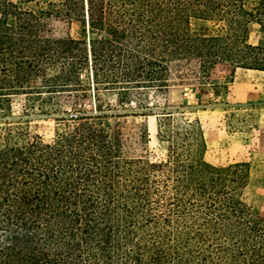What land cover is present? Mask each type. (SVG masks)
I'll return each mask as SVG.
<instances>
[{
    "label": "trees",
    "instance_id": "1",
    "mask_svg": "<svg viewBox=\"0 0 264 264\" xmlns=\"http://www.w3.org/2000/svg\"><path fill=\"white\" fill-rule=\"evenodd\" d=\"M173 66L194 69L198 105L228 94L217 67L264 73V0H0V264H264L248 164L206 162L195 111L165 102ZM260 106L227 104L225 133L258 131ZM135 116L161 158L130 157Z\"/></svg>",
    "mask_w": 264,
    "mask_h": 264
},
{
    "label": "rangeland",
    "instance_id": "2",
    "mask_svg": "<svg viewBox=\"0 0 264 264\" xmlns=\"http://www.w3.org/2000/svg\"><path fill=\"white\" fill-rule=\"evenodd\" d=\"M261 35L256 25H251L249 43H258ZM210 81L216 84L229 83L228 94L215 97L212 91L202 95V103L198 105V84L194 78V69L186 66H173L171 69L170 88L166 103L172 108L187 107L195 111L205 133L207 152L205 160L212 166L219 167L244 162L249 167L248 185L244 192L245 201L252 206L261 218H264V73L237 70L231 75L228 69L217 67ZM152 103L163 105V101L151 96ZM261 105L258 131L252 135H227L223 127V114L226 105L235 104ZM13 119H9V129L18 125V118L24 115L23 97H12ZM29 132L48 144L54 137V122L35 113L28 116ZM126 132L133 138L129 146L130 157L156 160L164 153V146L156 140V124L152 117L135 116L126 120ZM146 131L148 144L140 145L139 135Z\"/></svg>",
    "mask_w": 264,
    "mask_h": 264
}]
</instances>
